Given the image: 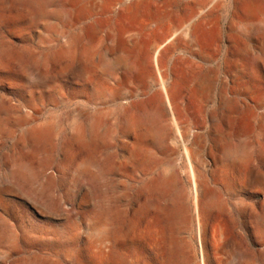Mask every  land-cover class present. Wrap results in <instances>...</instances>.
Instances as JSON below:
<instances>
[{
    "label": "rangeland",
    "instance_id": "obj_1",
    "mask_svg": "<svg viewBox=\"0 0 264 264\" xmlns=\"http://www.w3.org/2000/svg\"><path fill=\"white\" fill-rule=\"evenodd\" d=\"M53 1L52 17L39 21L38 0H0V264H264V193L251 182L264 176V30L244 22L234 0H105L100 11L89 8L94 0ZM64 2L72 12L65 22L53 17ZM254 5L264 12V0ZM247 27L253 29L243 32ZM123 28L135 45L121 44ZM199 36L209 51L201 57L193 47ZM161 45L157 63L154 50ZM237 49L251 62L253 130L245 159L236 155L244 145L237 134L243 68L234 91L238 115L232 126L225 119L227 99L234 97L223 80ZM81 70L84 78L74 74ZM216 70V91L196 96L200 76ZM159 78L183 104L182 134L195 152L191 164L174 144L169 116L165 142L147 141L139 157L132 156L137 130L127 132L122 115L134 103L146 106L156 98L161 104ZM79 125L88 143L74 135ZM93 125L97 144H89ZM89 160L94 165L81 172ZM192 166L209 194L207 203L198 201L200 213ZM22 167L28 173L19 175ZM97 230L113 234L111 259L96 254Z\"/></svg>",
    "mask_w": 264,
    "mask_h": 264
},
{
    "label": "bare ground",
    "instance_id": "obj_2",
    "mask_svg": "<svg viewBox=\"0 0 264 264\" xmlns=\"http://www.w3.org/2000/svg\"><path fill=\"white\" fill-rule=\"evenodd\" d=\"M30 1V0H29ZM32 1V0H31ZM53 0H38V5H37V12H38V14H37V16H38V20L39 21H45V20H47L48 18L50 19L52 16V14L50 15L49 13H48V8H49V6H50V4H51V6L53 5V2H52ZM55 1H57V0H55ZM70 1V0H69ZM235 2H237V3H239V4H241V12H242V14L244 15L243 17H245V21L244 22H246L248 25H251V24H255V23H257L258 24V26L259 27H257L258 29H262V30H264V21H262L260 18H259V16H260V14L263 12V8L260 6V5H258V6H255L254 5V0H234ZM256 1V0H255ZM36 2V1H35ZM34 2V3H35ZM105 2V0H94L93 2H91L90 3V5H89V8L91 9V10H94V11H100L102 8H103V3ZM124 2V1H123ZM129 3H130V0L128 1ZM133 2V1H132ZM233 2V1H232ZM257 2H258V0H257ZM36 4V3H35ZM238 4V5H239ZM85 5V4H84ZM158 5V4H157ZM159 5H160V3H159ZM168 5V4H167ZM82 6V5H81ZM138 7V6H137ZM159 7H161V6H159ZM192 7V6H191ZM68 8H69V2L67 3V2H64L63 3V6H62V12H60V13H58L57 15H55L54 13H53V17L54 16H57V17H59V18H61V20H64V22H65V18L67 17V15L69 14V10H68ZM166 8V7H165ZM164 8V9H165ZM240 8V7H239ZM107 9V8H106ZM137 9V8H136ZM108 11H109V9H107ZM159 10V9H158ZM50 11V10H49ZM52 11V10H51ZM71 11H73V10H71ZM169 11V10H168ZM209 12V11H208ZM51 13V12H50ZM70 13H72V12H70ZM193 13V12H192ZM202 13V12H201ZM211 13H212V11H211ZM239 13V12H238ZM264 13V12H263ZM74 14V13H73ZM169 14V13H168ZM195 14V13H194ZM207 14V13H206ZM75 15V14H74ZM160 15V14H159ZM186 15V14H185ZM184 15V16H185ZM202 15V14H201ZM166 16V15H165ZM203 16H204V14H203ZM56 17V18H57ZM69 17V16H68ZM167 17V16H166ZM239 17V16H238ZM186 18V17H185ZM188 18H190L189 16H188ZM68 19V18H67ZM69 20V19H68ZM67 21V20H66ZM162 21V20H161ZM164 21V20H163ZM198 21V20H197ZM201 21V20H200ZM68 22V21H67ZM165 22V21H164ZM163 22V23H164ZM215 22V21H214ZM213 23V22H212ZM242 23V22H241ZM64 24V23H63ZM211 24V23H210ZM67 25V24H66ZM202 25V24H201ZM239 25V24H238ZM47 26V25H46ZM130 26V25H129ZM189 26V25H188ZM198 26V25H197ZM122 27V26H121ZM200 27V26H199ZM240 27V26H239ZM127 28V27H126ZM122 29V31H123V36L121 37L122 38V42H121V44L122 45H125L126 43L128 44V43H131L130 45H132V44H134L135 45V38H134V36H132V35H129L130 34V29L129 30H127V29ZM133 28V27H132ZM205 28V27H204ZM62 29H63V27H62ZM98 29V28H97ZM135 29V28H134ZM189 29H190V27H189ZM203 29V28H202ZM253 29V27H247L246 29H244V30H242L243 32H249V31H251ZM133 30V29H132ZM138 30V29H137ZM191 30V29H190ZM193 30V29H192ZM255 30V29H254ZM253 30V31H254ZM67 31V30H66ZM135 31V30H134ZM142 31V30H141ZM201 31V30H200ZM203 31V30H202ZM261 31V30H260ZM121 32V31H120ZM182 32V31H181ZM139 33V35H140V32H138ZM137 33V34H138ZM201 33V32H200ZM199 33V34H200ZM204 33V32H203ZM206 33V32H205ZM251 33V32H250ZM255 33V32H254ZM66 34V33H65ZM92 34V33H91ZM94 34V33H93ZM67 35V34H66ZM75 35V34H74ZM73 35V36H74ZM122 35V34H121ZM126 35H128L126 38H123L124 36H126ZM170 35V34H169ZM204 35V34H203ZM254 35H256V34H254ZM201 36V35H200ZM200 36L199 37H197V40L193 43V47L196 49V51H197V53L199 54V56L201 57V56H203L204 55V53L205 52H209V51H205V46L207 45V44H205V42L203 43V41H202V39L200 38ZM60 37V36H59ZM139 37V36H138ZM176 37V36H175ZM201 37H203V36H201ZM61 38V37H60ZM68 38V37H67ZM92 38V37H91ZM90 38V39H91ZM116 38V37H115ZM134 38V39H133ZM140 38V37H139ZM64 39H66V38H64ZM71 39V38H70ZM69 39V40H70ZM87 39V38H86ZM207 39V38H206ZM142 40V39H141ZM208 40V39H207ZM206 40V41H207ZM71 41H72V39H71ZM73 41H75V40H73ZM72 41V42H73ZM113 41V40H112ZM139 41V40H138ZM173 41H174V39H173ZM67 42V41H66ZM65 42V43H66ZM144 42V41H143ZM175 42V41H174ZM180 42H182V41H180ZM208 42V41H207ZM168 43H170V41L168 42ZM172 43V42H171ZM70 44V43H69ZM68 44V45H69ZM141 44V43H140ZM139 44V45H140ZM163 44V43H162ZM177 44H179L178 42H175V44L173 43V45H177ZM64 45V44H63ZM67 45V44H66ZM65 45V46H66ZM71 45V44H70ZM74 45V44H73ZM142 45H145V44H142ZM180 45H182V44H180ZM120 46V45H119ZM146 46V45H145ZM124 47V46H123ZM126 47H127V45H126ZM130 47V46H129ZM163 47H165L164 45H161V46H157V49H155L154 51H155V57H154V60H155V62H157L158 63V61H159V57H160V54H161V50H162V48ZM177 47V46H176ZM182 47V46H181ZM187 47V46H186ZM61 48V47H60ZM74 48V47H73ZM125 48V47H124ZM131 48V47H130ZM146 48H147V46H146ZM65 49V48H64ZM75 49H76V47H75ZM117 49V48H116ZM128 49V48H127ZM177 49V48H176ZM179 49V48H178ZM189 49V48H188ZM207 49V48H206ZM71 50V49H70ZM120 50H121V48H120ZM139 50L140 49H138V52H139ZM141 50H142V48H141ZM147 50H148V48H147ZM146 50V51H147ZM168 50V49H167ZM191 50V49H190ZM234 50V49H233ZM72 51H74V50H72ZM72 51H71V53H72ZM117 51V50H116ZM136 52H137V50H135ZM149 51V50H148ZM205 51V52H204ZM231 51V50H230ZM68 52H70V51H68ZM134 52V51H133ZM142 52H143V50H142ZM168 52V51H167ZM232 52V51H231ZM230 52V53H231ZM67 54V52H66V50L64 51V53H62V54ZM195 53V52H194ZM211 53V52H210ZM131 54V53H130ZM133 54V53H132ZM131 54V55H132ZM174 54V53H173ZM196 54V53H195ZM143 55L145 56V58H147V55H149L148 53L146 54V52H143ZM233 55H234V59L235 60H233L232 59V61H230L229 62V72H228V74H227V76H228V78H225L224 80H223V83H224V88L225 89H227V91L228 92H230L231 94H232V96L234 97L233 99H227V103H226V120H227V123L228 124H230L231 126L233 125V123L235 122V120H236V117H237V115H238V96H237V92H234V91H239V88H238V83H237V80H238V74L241 72V68H243V70H244V72H245V75H243L244 76V79H245V81L243 82V84H242V91H243V93H244V96H245V100L242 102V108H243V112L240 114L241 115V117H239L238 118V121H239V124H238V128H237V134H238V136L240 137V139L242 140V144H244L240 149H238L237 151H236V155H237V157H239L240 159H245L246 157H247V155H248V153H247V148H249V147H246V140L248 139V137L250 136V134H251V130H253L252 129V120H253V112H252V107H251V105H250V103H249V101H250V98H249V96H250V94H251V84H250V81H248V76H249V70H250V59H249V56H248V52L246 51V50H244V49H237V50H235V51H233ZM232 55V56H233ZM64 56V55H63ZM151 56V55H150ZM166 56V55H165ZM198 56V57H199ZM127 57V56H126ZM199 57V58H200ZM125 58V57H124ZM139 58V57H138ZM208 58V57H207ZM232 58V57H231ZM132 59V58H131ZM144 59V58H143ZM148 59H150V57L148 58ZM125 60H127V59H125ZM133 60V59H132ZM147 60V59H146ZM200 60V59H199ZM124 61V60H123ZM148 61V60H147ZM114 62H116V61H114ZM125 62V61H124ZM148 62H150V60L148 61ZM243 64H242V63ZM143 63V62H142ZM160 63H161V61H160ZM150 64V63H149ZM195 64V63H194ZM193 64V65H194ZM134 65H136L135 64V62H134ZM161 65V64H160ZM192 65V66H193ZM144 66V65H143ZM142 66V67H143ZM191 66V67H192ZM108 67V66H107ZM118 67V66H117ZM120 67V66H119ZM123 67V66H122ZM137 67V66H136ZM155 67H157V66H155ZM202 67V66H201ZM109 68V67H108ZM107 68V69H108ZM132 68V67H131ZM130 68V69H131ZM144 68V67H143ZM148 68H150V67H148ZM158 68V67H157ZM160 68V67H159ZM196 68H198V66L196 67ZM200 68V67H199ZM133 69V68H132ZM192 69V68H191ZM160 70V69H159ZM219 70V69H218ZM218 70H216V71H209L208 73H205V74H203L202 76H200V78L198 79V82H196L197 84H196V87H195V89H194V94L196 95V96H200V95H211L212 93H214V91H216L215 89H216V85H217V82H218V76H217V71ZM251 70H252V68H251ZM157 71V70H156ZM193 71V70H192ZM235 71H237V72H235ZM133 72V71H132ZM196 72V71H195ZM243 72V73H244ZM160 73V72H159ZM74 74H76V76L78 77V78H84V76H85V74H84V72L81 70V71H78V72H76V73H74ZM131 74V73H130ZM188 74L190 75V73L188 72ZM135 75H136V73H135ZM160 75V74H159ZM192 75H194V74H192ZM130 76V75H129ZM242 76V75H241ZM126 77V76H125ZM131 77V76H130ZM157 77H159L158 75H157ZM137 78V77H136ZM141 78V77H140ZM160 78H161V75H160ZM159 78V79H160ZM198 78V77H197ZM240 78H242V77H240ZM251 79V78H250ZM146 80V79H145ZM252 80V79H251ZM240 81V80H239ZM242 81V80H241ZM146 82V81H145ZM254 82V81H253ZM159 83H160V86H161V89H162V94L164 95V99H163V102H161V104L159 103V101H157V99L156 98H152L147 104H146V106H143V105H139V103H134V104H131V106L129 107V108H127V107H125V109H126V111H125V113H124V115H122V117L125 119V124H126V130H127V132H129V133H131L132 131L134 132L135 130H137V135H136V138L134 139V141H133V147H132V156L134 157V158H138L139 157V155L141 154V151H142V147L144 146V144L147 142V141H153L154 143H156V144H161V142H165V140H164V136H163V133H164V131H165V127H164V122H165V118L166 117H170V120H171V122H172V125H173V128H174V132H175V134H176V137L174 138V144L176 143V144H178V145H180L183 149H184V155H186V157H187V159H188V161H189V163L191 164L194 160H195V152H194V148L193 149H189L188 147H187V143H186V140H185V135L184 134H182V129H183V125H184V123H185V121L183 120V115H182V113H181V111H182V109H183V104L182 103H179L176 99H175V97H174V95H173V93H175V92H171L170 93V90L167 88L168 86H166V83H165V81H164V79L162 78V79H160V81H159ZM195 86V85H194ZM222 91H224V90H222ZM241 91V92H242ZM252 93H253V91H252ZM159 96H160V94H158ZM230 95V94H229ZM193 96V95H192ZM196 98H198V97H196ZM205 98V97H204ZM208 98V97H207ZM205 100H207V99H205ZM133 101V100H132ZM137 101V100H136ZM204 101V100H203ZM3 102V101H2ZM2 102L0 103L1 105H2ZM130 102V101H129ZM128 102V103H129ZM143 102H144V100H143ZM132 103V102H131ZM130 104V103H129ZM6 105H7V103H6ZM238 106V107H237ZM6 107H8V106H6ZM5 107V108H6ZM10 108V107H9ZM186 108V107H185ZM241 108V109H242ZM4 109V108H3ZM124 109V110H125ZM240 109V110H241ZM123 110V111H124ZM187 110V109H186ZM9 113V112H8ZM11 113V112H10ZM101 113V112H100ZM141 113L142 114H144L145 116V118H147V119H145V118H142V116H141ZM105 114V113H104ZM104 114H103V116H104ZM12 115V114H11ZM100 115V114H99ZM8 116V115H7ZM97 118V117H96ZM12 119V118H11ZM98 119V118H97ZM101 119V118H100ZM103 119V118H102ZM122 119V118H121ZM224 119V120H225ZM95 120V119H94ZM21 121V120H20ZM90 121H92L91 119H90ZM104 121V120H103ZM122 121H123V119H122ZM1 122V121H0ZM5 122V121H4ZM8 122V121H7ZM87 122V121H86ZM85 122V123H86ZM100 122V121H99ZM84 123V124H85ZM89 123V122H88ZM5 124V123H4ZM24 124V123H23ZM29 124H30V122H29ZM98 124V123H97ZM101 124V123H100ZM125 124H123V125H125ZM224 124V123H223ZM226 124V123H225ZM224 124V125H225ZM227 124V125H228ZM237 124V123H236ZM236 124H235V126H236ZM90 125V124H89ZM99 125V124H98ZM3 126V125H2ZM1 126V127H2ZM6 126V125H5ZM50 126V125H49ZM80 126V125H79ZM81 126H82V124H81ZM80 126V127H81ZM143 126H145L144 127V129H142L141 130V128L143 127ZM166 126V125H165ZM46 127V126H45ZM75 127V126H74ZM77 127V126H76ZM78 128L77 129V131H76V134H74V135H76L77 136V138L79 139V141H84V142H87V140H89L88 139V135H87V132L85 131V130H83V128L81 129V128ZM186 127V126H185ZM185 127H184V129H185ZM218 127V126H217ZM225 127H228V126H225ZM230 128V127H229ZM29 129V128H28ZM41 129H42V131H45V129L44 128H42L41 127ZM76 129V128H75ZM75 129H74V131H75ZM222 129H224V128H222ZM37 130H38V128H37ZM48 130V129H47ZM89 131H90V133H88V134H90L91 136H89L90 137V140H92V143H89V144H93V142L95 143L96 142V139H97V133H96V130H95V128H94V125L93 126H91L90 127V129H88ZM140 130H141V132H140ZM217 130V129H216ZM263 130H264V128H263ZM27 131V130H26ZM42 131L40 132V133H42ZM167 131V130H166ZM29 132V131H28ZM38 132V131H37ZM107 133V132H106ZM222 133V132H221ZM44 134V133H43ZM51 134V133H50ZM101 134H102V132H101ZM110 134V133H109ZM108 134V135H109ZM196 134V133H195ZM198 134H200V133H198ZM197 134V135H198ZM213 134V133H212ZM228 134V133H227ZM32 135H34V134H32ZM48 135V134H47ZM73 135V134H72ZM165 135V134H164ZM201 135V134H200ZM29 136H31V135H29ZM39 136V135H38ZM75 136V137H76ZM106 136V135H105ZM222 136H223V134H222ZM237 136V137H238ZM263 136V135H262ZM74 137V136H73ZM100 137V136H99ZM103 137V136H102ZM110 137H111V134H110ZM167 137V136H166ZM195 137V136H194ZM197 137V136H196ZM203 137V136H202ZM238 137V138H239ZM42 138V137H41ZM199 138V137H198ZM221 138V137H220ZM31 139H33L32 137H31ZM39 139V138H38ZM98 140V139H97ZM111 140V139H110ZM168 140V139H167ZM28 141H30V140H28ZM35 141H36V139H35ZM44 141V140H43ZM132 141V140H131ZM169 141H170V139H169ZM249 141V140H248ZM111 142V141H110ZM123 142V141H122ZM240 142V141H239ZM32 143V142H31ZM79 143V142H78ZM82 143V142H81ZM88 143V142H87ZM169 143V142H168ZM95 144H97V142L95 143ZM164 144H166V143H164ZM173 144V145H174ZM218 144V143H217ZM239 144V143H238ZM40 145V144H39ZM248 145V144H247ZM80 146H83V145H80ZM88 146V145H87ZM99 146V145H98ZM37 147H38V145H37ZM41 146H39V148H40ZM84 147V146H83ZM89 147V146H88ZM87 147V148H88ZM192 147H193V145H192ZM196 147H197V145H196ZM87 148H85V151H86V149ZM92 148V147H91ZM143 148H145V147H143ZM198 148V147H197ZM216 148V147H215ZM38 149V148H37ZM84 149V148H83ZM82 149V150H83ZM96 149V148H95ZM217 149V148H216ZM196 150V149H195ZM198 150V149H197ZM196 150V151H197ZM218 150H220V149H218ZM217 150V151H218ZM88 151V150H87ZM128 151V150H127ZM130 151V150H129ZM251 151V150H250ZM222 153V152H221ZM227 153V152H226ZM90 154V153H89ZM250 154H251V152H250ZM96 155V154H95ZM200 155V154H199ZM220 155V154H219ZM129 156V155H128ZM223 157H224V155H223ZM231 157V156H230ZM95 158V157H94ZM199 158V160H201V158L200 157H198ZM222 158V157H221ZM249 158V157H248ZM199 160H198V163H199ZM232 160V159H231ZM196 161V160H195ZM194 161V162H195ZM226 162V161H225ZM250 162V161H249ZM98 163V162H97ZM201 164V163H200ZM231 164H232V162H231ZM248 164V163H247ZM94 165V161L93 160H89L86 164H84L82 167H80L81 168V172H83V173H86L89 169H90V167L91 166H93ZM195 165V164H194ZM204 165H205V163H204ZM242 165V164H241ZM198 166V165H197ZM196 166V167H197ZM239 166V165H238ZM245 166V165H244ZM247 166H249V165H247ZM97 167V166H96ZM195 167V168H196ZM240 167V166H239ZM238 167V168H239ZM243 167V166H242ZM94 168V167H93ZM99 168V167H98ZM237 168V167H236ZM190 169V168H189ZM197 169V168H196ZM244 169H246V168H244ZM248 170H249V167L247 168ZM246 169V170H247ZM199 170V169H198ZM32 171V170H31ZM98 171V170H97ZM102 171V170H101ZM239 171V170H238ZM251 172V171H250ZM26 173H28V169L26 168V167H22V168H20V171H19V175H24V174H26ZM190 173H191V177H192V180H193V185H194V192H195V195H196V208H197V213L200 211H198V201L200 200V199H204V202L205 203H207L206 201H205V199H209L208 198V195L209 194H204L205 192H203V189H202V187L199 185V182H198V178H197V174H196V172H195V169H194V167L192 166L191 167V170H190ZM249 174H251V173H249ZM258 174V173H257ZM29 175H30V173H29ZM32 175V174H31ZM28 176V175H27ZM162 176V175H161ZM14 177V176H13ZM22 177V176H21ZM170 177V176H169ZM159 178V177H158ZM164 178H165V176H164ZM160 179V178H159ZM249 179V178H248ZM15 180V179H14ZM164 180V179H163ZM250 180V179H249ZM166 181V180H165ZM154 182H156L155 180H154ZM162 182V181H161ZM251 182H253L254 183V185H257L258 187H260V189L262 190V192L264 193V176H262V175H260V176H258V175H256V176H253L252 177V181ZM157 183V182H156ZM159 183V182H158ZM172 183V182H171ZM154 184V186H155V183H153ZM152 184V185H153ZM166 184V183H165ZM202 184V183H201ZM249 184H250V182H249ZM204 185V184H203ZM202 185V186H203ZM166 186V185H165ZM176 186V185H175ZM206 186V185H205ZM156 187H158V186H156ZM169 187H171V186H169ZM168 187V188H169ZM207 187V186H206ZM254 187V186H253ZM172 188V187H171ZM209 189V188H208ZM207 193H209V192H207ZM101 196V195H100ZM215 198V197H214ZM214 198H211L212 200H213V202L214 201H216ZM220 198V197H219ZM218 198V199H219ZM210 199V201H211V203H212V200ZM221 200V199H220ZM219 200V201H220ZM264 200V199H263ZM218 201V200H217ZM204 203V204H205ZM220 203V202H219ZM264 203V202H263ZM105 204V203H104ZM213 204V203H212ZM212 204H210V206L212 205ZM215 204V203H214ZM218 204V203H217ZM221 205V204H220ZM225 205V204H224ZM219 206V205H218ZM147 207V206H146ZM145 207V208H146ZM215 207V206H214ZM152 208V207H151ZM153 208H155V207H153ZM157 208V207H156ZM159 208V207H158ZM157 208V209H158ZM263 207H261V209H262ZM100 209V208H99ZM103 209H104V205H103ZM102 209V210H103ZM110 209V208H109ZM108 209V210H109ZM147 209H149V208H147ZM106 211V210H105ZM143 211V210H142ZM146 211V210H145ZM153 211H155V210H153ZM264 211V210H263ZM100 212H101V210H100ZM104 212V211H103ZM110 212V211H109ZM146 212H148V211H146ZM262 212V211H261ZM105 213H107V212H105ZM104 213V214H105ZM111 213V212H110ZM109 213V214H110ZM200 213V212H199ZM256 213V212H255ZM108 214V215H109ZM260 214V213H259ZM259 214H258V216H259ZM107 215V216H108ZM111 215H112V213H111ZM199 215V214H198ZM257 215V214H256ZM262 215V214H261ZM110 216V215H109ZM113 216V215H112ZM255 216V215H254ZM111 217V216H110ZM109 217V218H110ZM201 217V216H200ZM199 216H198V218L199 219H201ZM263 218V217H262ZM98 219V218H97ZM102 220V219H101ZM107 220V219H106ZM108 220H111V219H108ZM260 220H261V218H260ZM91 221H92V219H91ZM105 221V220H104ZM99 222H100V220H99ZM98 222V223H99ZM102 222H103V220H102ZM102 222H101V224H102ZM108 221H106V223H107ZM97 223V222H96ZM95 223V224H96ZM199 224V226L201 227L202 225V223L200 222V220H199V222H198ZM263 223V222H262ZM105 224V223H104ZM97 225V224H96ZM106 225V224H105ZM261 226H262V224H261ZM99 227V226H98ZM153 227V226H152ZM158 227V226H157ZM261 228V227H260ZM97 229V228H96ZM262 231H263V229H261ZM109 231H111V230H109ZM113 231V230H112ZM163 231V230H162ZM114 232H116V231H114ZM150 232V231H149ZM120 234V233H119ZM262 234V233H261ZM14 235V234H13ZM115 236V235H114ZM120 236V235H119ZM93 237H94V242H93V244H94V247H95V249H96V254H97V256L99 257V258H101V259H111L112 257H113V255H114V250H115V241H114V238H113V234H111V232H107V231H104V230H97V231H95L94 232V234H93ZM117 237H118V235H117ZM153 237V236H152ZM156 237L158 238V237H160V234L159 233H156ZM262 238V237H261ZM122 239V238H121ZM225 239V238H224ZM12 240V239H11ZM16 240H17V238H16ZM10 241V240H9ZM119 242V241H118ZM240 255V254H239ZM247 256H249V254L247 255ZM242 257V256H241ZM34 258V257H33ZM96 258V257H95ZM253 257H251V259H252ZM38 259V258H37ZM97 259V258H96ZM261 259V258H260ZM31 260V259H30ZM98 260V259H97ZM38 261V260H37ZM40 262V261H39ZM109 262H110V260H109ZM256 262V261H255ZM257 263V262H256ZM37 264H39L38 262H37Z\"/></svg>",
    "mask_w": 264,
    "mask_h": 264
}]
</instances>
